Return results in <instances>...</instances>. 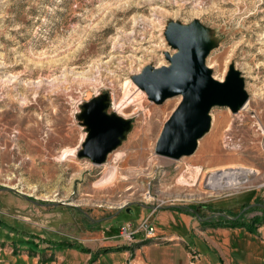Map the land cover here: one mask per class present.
I'll use <instances>...</instances> for the list:
<instances>
[{
	"label": "rangeland",
	"instance_id": "374dc122",
	"mask_svg": "<svg viewBox=\"0 0 264 264\" xmlns=\"http://www.w3.org/2000/svg\"><path fill=\"white\" fill-rule=\"evenodd\" d=\"M193 21L213 44L211 75L223 81L232 66L248 100L234 114L213 107L195 153L173 160L154 147L180 97L154 104L131 77L168 64L166 26ZM105 93L109 112L132 128L95 166L76 155L86 137L77 115ZM243 166L256 172L239 187L207 186L212 171ZM195 209L192 237L203 236V223L228 220L250 232L264 224V0H0V240L60 255L74 249L91 263L125 251L124 264H135L143 247L178 240L165 232ZM170 213L171 222L159 217ZM145 220L158 237H146ZM185 251L155 253L198 264L197 248L189 259Z\"/></svg>",
	"mask_w": 264,
	"mask_h": 264
},
{
	"label": "water",
	"instance_id": "95a60500",
	"mask_svg": "<svg viewBox=\"0 0 264 264\" xmlns=\"http://www.w3.org/2000/svg\"><path fill=\"white\" fill-rule=\"evenodd\" d=\"M165 39L174 52L165 53L168 64L145 67L131 77L134 85L154 104L180 97L166 119L154 147L163 158L178 160L194 154L199 140L210 130L213 107L238 112L248 100L241 75L230 66L223 81L216 80L206 66L213 44L198 21L188 25L170 23ZM110 96L101 94L87 99L77 115L86 137L76 155L95 166L103 165L132 128L129 119L109 112Z\"/></svg>",
	"mask_w": 264,
	"mask_h": 264
},
{
	"label": "crops",
	"instance_id": "0c3cea01",
	"mask_svg": "<svg viewBox=\"0 0 264 264\" xmlns=\"http://www.w3.org/2000/svg\"><path fill=\"white\" fill-rule=\"evenodd\" d=\"M174 211L172 210L171 212L175 214L176 212ZM190 212H181L179 216L176 214L180 225H174L173 231L170 233L165 232L167 236L176 237L178 240L172 241L169 245L155 244L143 247L134 256V263L177 264L176 260L171 258V254L170 256L168 253L160 256V253H155L160 247L177 246L186 249L185 254L187 259H189V249L196 247L200 254L198 264H264V224H261L260 227L258 226L255 232H250L240 226H230V221L228 220L220 221L219 223L215 221L211 225L203 223L205 227L203 231L205 233H200L203 236L196 235L193 231L192 234L194 236L192 237L190 235L191 227H189ZM171 215V213L169 215L162 214L159 217L171 222ZM238 220L240 221V219ZM236 223L241 224L240 222ZM243 223H248V221H244ZM220 225L224 227H220ZM157 229L156 237L159 236ZM58 251L50 249L49 251L37 252L31 250L30 247L17 249L13 248L9 242L0 240V264H89L90 262V255L88 253L70 249L64 253L62 252L63 254L60 255L58 253H61V251ZM125 255V251L114 252L110 255L106 253L99 257L97 256V258L93 257L91 260L93 262H90V264H124ZM181 264L183 263L181 262Z\"/></svg>",
	"mask_w": 264,
	"mask_h": 264
},
{
	"label": "bare ground",
	"instance_id": "6f19581e",
	"mask_svg": "<svg viewBox=\"0 0 264 264\" xmlns=\"http://www.w3.org/2000/svg\"><path fill=\"white\" fill-rule=\"evenodd\" d=\"M255 172V170L244 166L239 168L230 167L227 170H215L209 175L207 186L210 189L237 188L247 181L249 175ZM110 178L111 176L108 179Z\"/></svg>",
	"mask_w": 264,
	"mask_h": 264
},
{
	"label": "built area",
	"instance_id": "2783aa9c",
	"mask_svg": "<svg viewBox=\"0 0 264 264\" xmlns=\"http://www.w3.org/2000/svg\"><path fill=\"white\" fill-rule=\"evenodd\" d=\"M227 139H230V137L227 136L226 140ZM225 147H226V145H225ZM142 224H143V228L146 230V237L150 238V239H154L155 238V228L153 227V225L147 220H145ZM127 228H129V225H124V226H122V228L120 227V229H123V231H124V234H121L122 236L126 235ZM127 239H128L127 241H132L131 237H129Z\"/></svg>",
	"mask_w": 264,
	"mask_h": 264
},
{
	"label": "trees",
	"instance_id": "16d2710c",
	"mask_svg": "<svg viewBox=\"0 0 264 264\" xmlns=\"http://www.w3.org/2000/svg\"><path fill=\"white\" fill-rule=\"evenodd\" d=\"M221 226H223V225H221ZM235 226V225H234ZM64 246H66V247H73V245H71V243H67V244H65ZM82 251H87V252H90V250L88 249H84V248H82Z\"/></svg>",
	"mask_w": 264,
	"mask_h": 264
},
{
	"label": "flooded vegetation",
	"instance_id": "af4514ba",
	"mask_svg": "<svg viewBox=\"0 0 264 264\" xmlns=\"http://www.w3.org/2000/svg\"><path fill=\"white\" fill-rule=\"evenodd\" d=\"M195 211L197 212V211H198V209H195V210H193V211L191 210V212H194V213H196Z\"/></svg>",
	"mask_w": 264,
	"mask_h": 264
}]
</instances>
